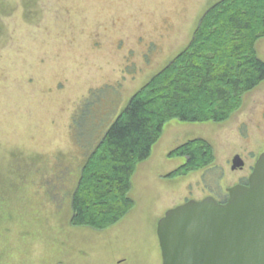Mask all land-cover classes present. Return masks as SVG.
Instances as JSON below:
<instances>
[{
  "label": "rangeland",
  "instance_id": "1",
  "mask_svg": "<svg viewBox=\"0 0 264 264\" xmlns=\"http://www.w3.org/2000/svg\"><path fill=\"white\" fill-rule=\"evenodd\" d=\"M220 1L0 0V264H163L165 214L250 176L264 154V82L226 122L167 123L118 223L71 225L84 162ZM255 51L264 62V38ZM197 140L212 165L171 177L187 163L172 153ZM237 156L244 168L232 170Z\"/></svg>",
  "mask_w": 264,
  "mask_h": 264
},
{
  "label": "trees",
  "instance_id": "2",
  "mask_svg": "<svg viewBox=\"0 0 264 264\" xmlns=\"http://www.w3.org/2000/svg\"><path fill=\"white\" fill-rule=\"evenodd\" d=\"M262 38L264 0L213 5L189 45L131 98L84 162L72 198L71 225L104 231L130 213L132 177L167 123H223L238 111L245 95L264 82V62L255 51ZM171 157L187 159L171 177L208 168L214 161L211 147L201 140Z\"/></svg>",
  "mask_w": 264,
  "mask_h": 264
},
{
  "label": "water",
  "instance_id": "3",
  "mask_svg": "<svg viewBox=\"0 0 264 264\" xmlns=\"http://www.w3.org/2000/svg\"><path fill=\"white\" fill-rule=\"evenodd\" d=\"M244 165L237 156L232 170ZM228 193L225 204L208 197L165 214L157 228L163 264H264V154L248 186Z\"/></svg>",
  "mask_w": 264,
  "mask_h": 264
},
{
  "label": "flooded vegetation",
  "instance_id": "4",
  "mask_svg": "<svg viewBox=\"0 0 264 264\" xmlns=\"http://www.w3.org/2000/svg\"><path fill=\"white\" fill-rule=\"evenodd\" d=\"M253 169H254V168L251 169L252 172H253ZM252 172H251V174H252ZM251 174H250V175H251ZM249 177H250V176H246V177L240 178V180H239V181H238L233 187H231V188H234L235 186H248ZM231 188H230V189H231ZM228 190H229V189H228ZM228 190H227V192H224V193L221 194L220 196L215 197V199H216V201H217L218 203H220V204H225V203L228 201V199H229Z\"/></svg>",
  "mask_w": 264,
  "mask_h": 264
}]
</instances>
